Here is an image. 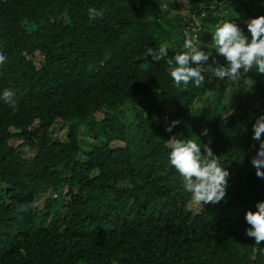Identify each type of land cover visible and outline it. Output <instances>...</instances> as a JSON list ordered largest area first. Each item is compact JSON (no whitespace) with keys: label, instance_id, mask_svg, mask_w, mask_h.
Here are the masks:
<instances>
[{"label":"trees","instance_id":"16d2710c","mask_svg":"<svg viewBox=\"0 0 264 264\" xmlns=\"http://www.w3.org/2000/svg\"><path fill=\"white\" fill-rule=\"evenodd\" d=\"M184 1L190 18L180 0H0V97L15 93V106L0 98V264H264L245 220L264 201L251 164L264 75L177 87L167 64L186 32L225 63L212 35L232 22L250 40L264 0ZM173 135L210 139L230 172L223 201L194 212L168 159Z\"/></svg>","mask_w":264,"mask_h":264},{"label":"clouds","instance_id":"9594fccd","mask_svg":"<svg viewBox=\"0 0 264 264\" xmlns=\"http://www.w3.org/2000/svg\"><path fill=\"white\" fill-rule=\"evenodd\" d=\"M89 20L103 17V9L90 8L88 10ZM247 30L251 39L245 35L244 30L236 23L225 22L219 26L212 40L214 50L218 56L223 57L225 63L221 64L210 53H206L197 47L196 43L188 32L185 33L184 51L177 53L167 60L170 66V76L175 85L187 87L190 83L200 87L205 81V73L211 74L219 80H230L238 82L241 73L248 74L255 72L264 75V16L251 18L246 22ZM168 54L166 47L158 49L148 48L147 55L153 61L159 62ZM7 61L5 53L0 52V64ZM211 61V63H206ZM246 88L255 85V81L247 78ZM15 93L5 89L2 98L12 106H15L13 99ZM180 120H174L166 126L167 132L180 124ZM208 129L202 130L201 135L207 136ZM264 115L259 116L253 125V140L260 141L256 156L252 158L251 164L256 169V176L264 179ZM199 138V137H198ZM208 143H201L197 139H180L173 135L168 140L170 148L169 162L182 177L183 188L191 194L197 204H217L223 201L227 195L228 178L230 172L220 162ZM203 149V150H202ZM256 211L248 210L245 213V220L249 228L246 235L254 238L256 244L264 241V201L257 202Z\"/></svg>","mask_w":264,"mask_h":264},{"label":"rangeland","instance_id":"374dc122","mask_svg":"<svg viewBox=\"0 0 264 264\" xmlns=\"http://www.w3.org/2000/svg\"><path fill=\"white\" fill-rule=\"evenodd\" d=\"M217 0H215V2H216ZM247 2H250L249 0H247ZM188 5V3H186L184 0H180V6H181V14H184L187 18H190V16H191V10H189V9H186V10H183L184 9V7H186ZM164 8H166V7H164ZM178 12H176V11H172V14H177ZM229 82H230V87H231V85H233V83L234 82H232V81H230L229 80ZM229 90H226V93L228 92ZM230 93H232V96L234 97V92H230ZM226 95V94H225ZM225 95L224 96H222V103L224 104H226L229 108H235V98H226L225 97ZM98 118L99 119H102V116H101V114H98ZM60 135H62L63 136V133H60ZM57 136H58V133H57ZM11 144L13 145V146H17V145H19L20 144V141H12L11 142ZM113 148L114 149H116V148H125V144H123V143H115L114 145H113ZM32 152L31 151H29L28 152V154H27V156L29 157V158H31L32 157ZM193 206H194V208L195 209H193L194 210V212H197L198 210H200V208L202 207V205L201 204H197L196 202H194L193 201Z\"/></svg>","mask_w":264,"mask_h":264}]
</instances>
